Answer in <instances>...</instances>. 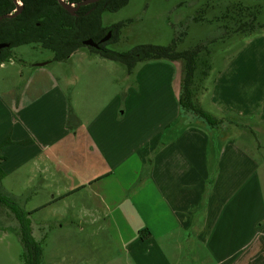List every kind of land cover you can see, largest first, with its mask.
<instances>
[{"label": "crops", "instance_id": "obj_1", "mask_svg": "<svg viewBox=\"0 0 264 264\" xmlns=\"http://www.w3.org/2000/svg\"><path fill=\"white\" fill-rule=\"evenodd\" d=\"M239 38L232 54L208 57L198 105L220 120L213 128L179 108L180 61L129 74L77 50L25 75L0 64L5 191L24 210H77L78 231L89 213L126 264H264V30ZM22 183L44 201L30 205Z\"/></svg>", "mask_w": 264, "mask_h": 264}, {"label": "rangeland", "instance_id": "obj_2", "mask_svg": "<svg viewBox=\"0 0 264 264\" xmlns=\"http://www.w3.org/2000/svg\"><path fill=\"white\" fill-rule=\"evenodd\" d=\"M251 15H257V21L264 25V0H128V4L119 11L104 12L101 24L103 27H110L125 22L118 40L107 46L108 49L119 53L127 52L137 45L166 46L185 31L182 41L177 45L178 51L188 50L197 45L205 48L196 59L194 81L199 87L204 79L201 76L203 67L207 62L210 67L209 54H232L238 43L234 41L237 36L243 40L248 37L239 35L238 31L248 28L242 24L249 22ZM262 29L264 30V26ZM262 29H259V32L263 31ZM11 50L15 56L13 65L23 71L24 75L34 64L49 62L53 57L52 51L43 49L38 44L22 45ZM66 64L63 65L65 66L63 70L68 71L70 66ZM113 64L122 66L119 63ZM130 79L131 83L134 82V78ZM15 81L18 80L10 77L7 85L18 86L20 81L17 83ZM201 95L196 94L197 103L198 96ZM26 178L25 175L22 177ZM36 184L28 183L27 188L35 187ZM25 185L14 184V190L22 192L27 197H36L28 200L30 205L44 201L37 198L41 193L23 191ZM10 187H13L10 179L0 176L2 198L8 199ZM23 201L16 199L21 208ZM21 211L26 214L33 239L40 245L42 264H64L61 262L63 256L67 264H126L117 240H114L108 231H104L105 225L101 220L100 225L91 226L89 213L83 216L81 220L83 229L78 231L75 226L78 219L74 217L77 210ZM105 217L102 216V219ZM61 224L64 225L62 228ZM19 229L13 212L0 203V264H24ZM109 233L114 234L113 231Z\"/></svg>", "mask_w": 264, "mask_h": 264}, {"label": "trees", "instance_id": "obj_3", "mask_svg": "<svg viewBox=\"0 0 264 264\" xmlns=\"http://www.w3.org/2000/svg\"><path fill=\"white\" fill-rule=\"evenodd\" d=\"M19 1L22 5L20 13L12 18H3L5 15L12 14L17 8V4L16 0H0V17L2 18L0 20V43L9 44L0 52V64L15 60L12 48L29 44H38L41 48L52 51L51 62H66L75 51L86 50L104 59L124 65L129 74L132 73L137 63L154 60L180 61L183 64V76L178 103L182 114L190 120L187 124H190L191 119H193L202 121L209 128L220 125V120L202 110L197 103L196 94L202 91V87L196 86L194 73L196 59L202 49L205 50L204 46L197 45L188 50H177V45L182 41L185 31H182L169 45H137L127 52L119 53L108 49L107 46L118 40L119 32L124 27L125 22L103 27L101 16L104 12L119 11L128 4V0H100L80 6L75 15H70L57 0ZM65 1L77 5L83 0ZM243 23L242 25L248 26V28L238 32L246 36L259 32V29L263 27L257 21V15H251L249 22ZM108 32H111L110 39L99 44V49L86 47L82 44L87 39L99 42ZM208 73L209 67L206 63L201 76L204 78ZM77 123V118L69 111L68 128L73 129ZM7 197L8 199L2 198L0 195V203L13 212L18 222L23 263L42 264L41 248L31 235L26 214L21 211L24 209L20 207L15 198L9 195Z\"/></svg>", "mask_w": 264, "mask_h": 264}, {"label": "water", "instance_id": "obj_4", "mask_svg": "<svg viewBox=\"0 0 264 264\" xmlns=\"http://www.w3.org/2000/svg\"><path fill=\"white\" fill-rule=\"evenodd\" d=\"M57 1L60 4V6L64 10H66L70 15H75L76 11L78 10V8L80 6L92 4V3L98 2L100 0H83L82 2L78 3L77 5L67 3L65 0H57ZM16 4H17V2H16ZM21 9H22V5L17 4V8L15 9V11L12 14H8V15L3 16V18L15 17L16 15H18L20 13ZM1 19L2 18L0 17V20ZM110 37H111V32H108L101 40H99V42H95L92 39H87V40L83 41L82 44L86 47H92L95 49H99V44L108 41L110 39ZM8 46H9V44H7V43H0V52L2 49L7 48Z\"/></svg>", "mask_w": 264, "mask_h": 264}, {"label": "built area", "instance_id": "obj_5", "mask_svg": "<svg viewBox=\"0 0 264 264\" xmlns=\"http://www.w3.org/2000/svg\"><path fill=\"white\" fill-rule=\"evenodd\" d=\"M16 2H17V4H18V5H20V4H21L19 0H16ZM14 11H15V10H14Z\"/></svg>", "mask_w": 264, "mask_h": 264}]
</instances>
